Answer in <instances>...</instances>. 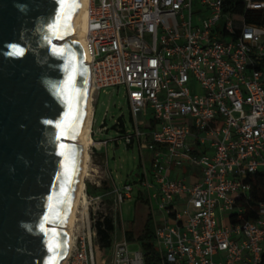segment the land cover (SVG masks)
I'll return each instance as SVG.
<instances>
[{
  "label": "built area",
  "instance_id": "obj_1",
  "mask_svg": "<svg viewBox=\"0 0 264 264\" xmlns=\"http://www.w3.org/2000/svg\"><path fill=\"white\" fill-rule=\"evenodd\" d=\"M85 51L92 95L122 87L130 112L96 139L106 111L91 147H136L138 172L119 186L104 165L62 264H146L122 213L141 198L160 264H264V0H90Z\"/></svg>",
  "mask_w": 264,
  "mask_h": 264
},
{
  "label": "water",
  "instance_id": "obj_2",
  "mask_svg": "<svg viewBox=\"0 0 264 264\" xmlns=\"http://www.w3.org/2000/svg\"><path fill=\"white\" fill-rule=\"evenodd\" d=\"M80 0H0V264H61L90 68Z\"/></svg>",
  "mask_w": 264,
  "mask_h": 264
},
{
  "label": "rangeland",
  "instance_id": "obj_3",
  "mask_svg": "<svg viewBox=\"0 0 264 264\" xmlns=\"http://www.w3.org/2000/svg\"><path fill=\"white\" fill-rule=\"evenodd\" d=\"M95 96V122L94 129L97 130L104 119L106 111H108L107 125L110 128L108 133L97 134L96 139H112L117 136V132L114 130L113 126L115 124V119L120 116H123L126 122H130V112L127 104V98L125 89L122 87H112L108 89H103L97 93H94ZM94 97V96H93ZM94 99V98H93ZM152 109L149 108V115L147 119L149 120L152 117ZM141 127L145 123L140 124ZM90 147V177L86 180V183L89 185L94 184L95 182H100L101 185H104L103 178L104 174L102 172V167L99 164L96 155L93 153L95 150ZM139 151L136 147L127 148L123 144L119 146L110 145L107 152V161L109 163V168L112 174V178L115 180L117 185L122 186L126 179H132L131 172L133 175H136L138 172V160ZM98 166V167H97ZM186 173L189 172L188 168H185ZM136 202L134 199L127 200L122 205V213L127 227H130L133 222L136 223L131 226V230L134 231L136 235L140 234L142 219L136 218ZM81 209V205L79 210ZM160 215V214H159ZM137 219V220H136ZM161 219H159L160 221ZM161 223V222H160ZM95 249L98 250V256L103 255L108 250H103L99 247L98 241L95 244ZM131 250L137 249L132 246Z\"/></svg>",
  "mask_w": 264,
  "mask_h": 264
},
{
  "label": "bare ground",
  "instance_id": "obj_4",
  "mask_svg": "<svg viewBox=\"0 0 264 264\" xmlns=\"http://www.w3.org/2000/svg\"><path fill=\"white\" fill-rule=\"evenodd\" d=\"M90 0H80L77 8L76 16L72 27L69 32L70 37H75L83 50V58L85 64L90 62V57L85 51L86 34H87V21L89 12ZM93 95L90 87L88 92L87 105L82 118V122L76 136L75 142L84 148V158L81 168V173L79 176L77 189L70 202L68 214L66 220L64 221L63 227L66 230V246L64 251V257L70 252L72 244V232L77 221V214L79 212V207H85L86 204V180L90 177V147L93 144L92 139V122H93ZM63 262H61L62 264Z\"/></svg>",
  "mask_w": 264,
  "mask_h": 264
},
{
  "label": "trees",
  "instance_id": "obj_5",
  "mask_svg": "<svg viewBox=\"0 0 264 264\" xmlns=\"http://www.w3.org/2000/svg\"><path fill=\"white\" fill-rule=\"evenodd\" d=\"M249 22H252L251 19L248 20ZM261 67L264 68V60L262 61ZM260 194L258 198L264 199V191L263 188L259 190ZM87 193L90 195H95V193L91 189H87ZM137 204H141L143 209L145 210V213H141V211L138 210L137 212V218H141L142 225L140 234L136 235L133 230H128L126 233L127 239L129 241H136L138 240L140 243V246L144 252L145 255V261L146 264H158L159 263V256L154 244V232H153V224L151 220V216L149 214V211L147 209L148 202L141 198L137 201ZM114 227L110 220L105 219L103 222H99L97 224V231H98V244L99 247L103 250H109L112 245V233H113Z\"/></svg>",
  "mask_w": 264,
  "mask_h": 264
},
{
  "label": "crops",
  "instance_id": "obj_6",
  "mask_svg": "<svg viewBox=\"0 0 264 264\" xmlns=\"http://www.w3.org/2000/svg\"><path fill=\"white\" fill-rule=\"evenodd\" d=\"M94 97V99H93V124H92V130L94 131V132H96L97 130H95L94 129V122H95V96H96V94L95 95H93ZM129 149H130V147H128ZM131 148H133V147H131ZM94 151V150H93ZM107 152H108V150H105V149H102L101 151H95V152H93L95 155H96V158H97V160H98V162H99V164L101 165V167H102V169H104V167L105 166H107L108 168H109V163H108V161H107ZM105 165V166H104ZM98 167V166H97ZM109 170H110V168H109ZM111 172V171H110ZM184 172H185V174H187L188 175V172L186 173V171L184 170ZM180 173H182V172H180V171H174V173H173V177L174 178H178V176L180 175ZM131 174H133V172H131L130 173V175ZM133 177V176H132ZM88 180V179H87ZM130 180H132V179H126L125 181H130ZM189 181H191V180H189ZM95 183H97V182H95ZM116 183V182H115ZM106 186H107V184L106 183H104V185H102L101 187H97L95 184H92V185H89L88 183H86V189H91L94 193H95V195H101V194H103V193H105L106 191H107V189H106ZM134 201L136 202V205H137V208H136V212H138V210L139 211H141V213H145V210L143 209V207H142V205L141 204H137V199H134ZM147 209H148V207H147ZM124 218V217H123ZM137 218V217H136ZM141 219V218H140ZM137 220V219H136ZM124 223H125V220H124ZM136 222L134 221L133 222V224L132 225H134ZM131 225V226H132ZM131 226L130 227H127L126 226V224H125V228L127 229V231L128 230H131ZM136 241H138V240H136ZM139 242V241H138ZM158 264H160V263H158Z\"/></svg>",
  "mask_w": 264,
  "mask_h": 264
}]
</instances>
